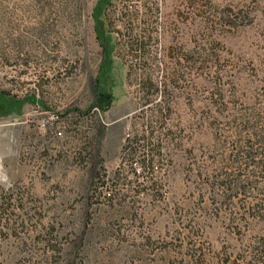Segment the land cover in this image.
<instances>
[{"label":"rangeland","instance_id":"obj_1","mask_svg":"<svg viewBox=\"0 0 264 264\" xmlns=\"http://www.w3.org/2000/svg\"><path fill=\"white\" fill-rule=\"evenodd\" d=\"M99 1L0 0V264H264V0Z\"/></svg>","mask_w":264,"mask_h":264},{"label":"trees","instance_id":"obj_2","mask_svg":"<svg viewBox=\"0 0 264 264\" xmlns=\"http://www.w3.org/2000/svg\"><path fill=\"white\" fill-rule=\"evenodd\" d=\"M110 2H111V0H100L98 2L97 6L95 7L93 14H92L93 20H94L95 25H96V27H95L96 37H97L99 44L103 48V53H105V48H104L105 42H103L101 35H100L102 24L99 20V17L104 15L106 7H107V5H110ZM191 3L194 4V0ZM140 45L142 47H144V42H140L136 46H140ZM96 87H97L96 88V99H95V103H94L93 107L97 111L104 113L109 109V107L111 105L112 96L104 88L98 87V84ZM156 91H157V88H156ZM33 99H34V97H32L30 100L33 101ZM23 102H24V100H19V99H16L14 97H7L5 95V93L0 92V104H2L3 107H5L6 110H8V111L13 110L14 108L18 109L21 106V104H23ZM150 134H152V132H150ZM252 137L254 138V140H253L254 144L260 143L261 139H264V137L262 135H259L256 133H254L252 135ZM146 139H147V137H145L144 134H141L139 136H135L132 139H127L126 144H124L122 146V149H121V160L126 161L127 164L129 165V168L130 169L133 168V170H134V173H132L131 177H129L130 179L124 183L129 188L130 192L132 191L135 193V191L136 192L138 191V192L143 193V191L146 188L147 183H150L149 186H151L153 182H151L152 178L150 176H148L149 170L152 167L153 163H159L162 161V159L158 158L152 152L153 150L159 151V149H160L159 144H157V147L151 146V143H149L148 140H146ZM248 150L250 151L251 148H248ZM249 151H247L243 154L241 152H239L237 156L248 157L250 159H253L254 158L253 154H250ZM122 161H121V163H122ZM136 168L140 169L141 172H139V174H136ZM97 178L99 179L98 174H97ZM230 182L231 181H229V184H230ZM103 183H104V181L102 180V184ZM107 188L108 187H106L105 190H107ZM110 191H112V190H110ZM110 197L112 198V196H110V195L108 196L109 200H110ZM5 210H6V208H2V206H0V214H3V212ZM6 226H7V223H0V233H1L2 229H4V227H6ZM189 231L191 233V230H189ZM257 250H258V248L256 249V251ZM261 251L264 252V248L259 251L260 254L262 253ZM199 258H200V254H193V260L194 259L196 260Z\"/></svg>","mask_w":264,"mask_h":264}]
</instances>
